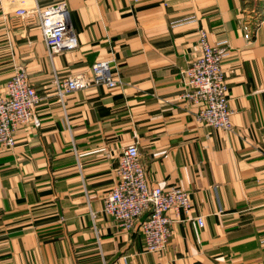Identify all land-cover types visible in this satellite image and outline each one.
<instances>
[{
  "label": "crops",
  "instance_id": "1",
  "mask_svg": "<svg viewBox=\"0 0 264 264\" xmlns=\"http://www.w3.org/2000/svg\"><path fill=\"white\" fill-rule=\"evenodd\" d=\"M62 1L79 45L51 55L39 18L16 11ZM201 31L228 42L232 131L199 122L182 96ZM103 59L117 87L57 95L54 77ZM19 67L40 125L0 145V264H264V0H0V94ZM133 141L151 187L190 195L162 252L103 211Z\"/></svg>",
  "mask_w": 264,
  "mask_h": 264
},
{
  "label": "built area",
  "instance_id": "2",
  "mask_svg": "<svg viewBox=\"0 0 264 264\" xmlns=\"http://www.w3.org/2000/svg\"><path fill=\"white\" fill-rule=\"evenodd\" d=\"M16 13L39 18L42 36L51 55L79 45L64 1L44 8H20ZM245 29L249 38L252 30L248 24ZM199 48L200 54L182 72L186 89L182 96L198 106L196 117L199 122L232 131L234 110L229 105L227 77L222 65L228 42L213 45L208 34L201 31ZM54 83L57 95L64 98L93 85L115 88L120 80L115 76L111 61L103 59L92 64L90 74L78 73L65 79L56 76ZM39 100L40 95L31 84L26 69L19 67L8 80L5 93L0 94V145L14 146L15 132L23 125H40L36 114ZM103 203V211L122 229L134 230L139 226L150 252H162L169 246L175 221L172 213L176 215L181 209L186 212L191 209L190 195L183 188L149 185L137 141L125 146L116 168V184ZM197 222L204 226V217H197Z\"/></svg>",
  "mask_w": 264,
  "mask_h": 264
},
{
  "label": "rangeland",
  "instance_id": "3",
  "mask_svg": "<svg viewBox=\"0 0 264 264\" xmlns=\"http://www.w3.org/2000/svg\"><path fill=\"white\" fill-rule=\"evenodd\" d=\"M256 2V0H254Z\"/></svg>",
  "mask_w": 264,
  "mask_h": 264
}]
</instances>
